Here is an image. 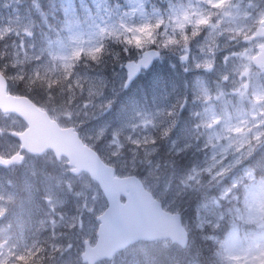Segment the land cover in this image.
I'll return each instance as SVG.
<instances>
[{
	"label": "rangeland",
	"instance_id": "rangeland-1",
	"mask_svg": "<svg viewBox=\"0 0 264 264\" xmlns=\"http://www.w3.org/2000/svg\"><path fill=\"white\" fill-rule=\"evenodd\" d=\"M49 1L0 0V68L4 75L15 85L22 81L26 92L50 103L54 119L80 129L81 138L123 176L139 173L165 209L184 215L188 222L191 212L183 211L165 193V184L171 179L175 190L202 155L197 151L202 133L218 137L221 132L240 131L232 125L244 121L249 113L255 115L248 83L242 84V77L229 80L226 75L238 73L241 65L225 59L219 49L214 61L209 59L201 29L207 26L211 37L224 36L223 25L229 33L243 36L241 29L246 31L248 25H227L233 17L240 20L231 13L226 20L211 23L205 5L222 8L228 0H94L92 11L82 14L75 7L76 0L51 2L53 6L46 11L42 6ZM54 11L66 22V38L41 34ZM33 13L38 26L33 25ZM195 36L199 38L193 40ZM237 42L227 45L228 51L247 58L243 44ZM153 48L163 58L139 75L127 96L122 91L126 59H137ZM187 54L189 60L182 66L181 58ZM41 55L48 57L47 63L40 62ZM211 65L213 73L200 76L198 71ZM186 67L190 71L184 76ZM135 92H142L145 101L134 103L137 110L133 114L124 104H130ZM260 99L256 96L255 102ZM22 126L16 117L0 114V156L12 155L17 142L10 133ZM168 128L173 129L170 137L157 134V129ZM178 148L183 150L178 153ZM183 158H189L188 164L175 160ZM65 165L49 156L28 158L10 171L0 169V214L10 208L21 220L15 237L13 227L0 223V264H8L10 258L15 264H52L53 255L64 252L69 244L62 264H82L84 242L95 243L97 217L106 202L97 185L88 177H71ZM33 169L40 175L31 177L28 172ZM45 221L52 223V230L42 226ZM172 247L140 244L101 264H156L158 255ZM239 247L237 234L226 239L227 250ZM262 255L250 248L248 255L232 259L237 264L241 259L243 264H261Z\"/></svg>",
	"mask_w": 264,
	"mask_h": 264
},
{
	"label": "clouds",
	"instance_id": "clouds-1",
	"mask_svg": "<svg viewBox=\"0 0 264 264\" xmlns=\"http://www.w3.org/2000/svg\"><path fill=\"white\" fill-rule=\"evenodd\" d=\"M205 8L213 25L229 13L238 15L241 22L248 25L246 31L241 29L243 36L229 33L221 25L225 35L218 33L215 37L203 26L201 43L209 45V59L214 61L219 49L225 59L241 65L238 73L226 75L229 80L242 77L241 83H248L255 115L249 113L244 121L232 125L240 131L221 132L218 137L202 133L204 138L197 147L202 155L178 181L175 190H172L171 179L165 184V193H170L183 211H190L191 217L185 225V243L158 255L156 264H170L172 260L175 264H237L232 257L242 258L249 254L250 248L264 252V0H228L222 8L207 5ZM65 29V20L55 11L44 25L52 39L66 38ZM198 38L192 37L193 40ZM233 41L243 44L247 58L228 51L227 45ZM39 59L42 64L48 62L47 56L41 55ZM256 96L261 97L259 103L255 102ZM169 115L174 117L175 113ZM221 127L223 124L217 125L218 129ZM172 131L168 128L162 136L170 137ZM182 150L178 148L177 152ZM15 219V212L10 208L0 214V223L6 224L8 229H12ZM233 234L239 236L240 247L229 251L225 241ZM70 249L69 244L64 252L54 254L52 264H62V258ZM8 264H15L14 258H10ZM240 264H243L242 259Z\"/></svg>",
	"mask_w": 264,
	"mask_h": 264
},
{
	"label": "water",
	"instance_id": "water-1",
	"mask_svg": "<svg viewBox=\"0 0 264 264\" xmlns=\"http://www.w3.org/2000/svg\"><path fill=\"white\" fill-rule=\"evenodd\" d=\"M159 57L157 51L149 50L142 53L136 62L127 63V85L142 70H148ZM186 61L187 56L182 58L183 63ZM206 70L210 71V68ZM5 89V81L0 76V109L4 113L19 115L30 127L25 135L19 137L23 147L36 154L52 149L58 158L65 156L69 166L75 168L72 173L78 175L87 172L99 184L108 201L109 208L98 218L101 224L97 244L94 248L86 246L84 261L94 264L102 259H111L116 252L138 240L170 239L179 245L185 243V230L181 226L180 216L165 213L160 203L145 192L136 178H114V170L84 147L72 129L59 130L55 123L26 99L7 97ZM19 160L17 156L9 161L0 160V165L8 167ZM121 196L125 198L124 204L120 201Z\"/></svg>",
	"mask_w": 264,
	"mask_h": 264
},
{
	"label": "trees",
	"instance_id": "trees-1",
	"mask_svg": "<svg viewBox=\"0 0 264 264\" xmlns=\"http://www.w3.org/2000/svg\"><path fill=\"white\" fill-rule=\"evenodd\" d=\"M44 35V34H43ZM2 69V68H1ZM34 88V87H33ZM35 90V89H34ZM38 91H40V90H38ZM37 92V91H36ZM13 93L14 94H23V91H21V90H19V88H16V89H14V91H13ZM39 93H42V92H39ZM176 161H179L178 163H183V164H188V159H182V160H178V159H175ZM175 166H177V164L175 163ZM184 218V217H183ZM185 219V218H184ZM195 235V234H194Z\"/></svg>",
	"mask_w": 264,
	"mask_h": 264
},
{
	"label": "snow or ice",
	"instance_id": "snow-or-ice-1",
	"mask_svg": "<svg viewBox=\"0 0 264 264\" xmlns=\"http://www.w3.org/2000/svg\"><path fill=\"white\" fill-rule=\"evenodd\" d=\"M261 264H264V255H262V258H261Z\"/></svg>",
	"mask_w": 264,
	"mask_h": 264
}]
</instances>
